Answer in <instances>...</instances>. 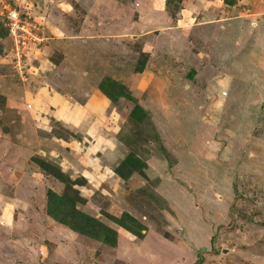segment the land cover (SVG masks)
Returning a JSON list of instances; mask_svg holds the SVG:
<instances>
[{
    "label": "rangeland",
    "instance_id": "rangeland-1",
    "mask_svg": "<svg viewBox=\"0 0 264 264\" xmlns=\"http://www.w3.org/2000/svg\"><path fill=\"white\" fill-rule=\"evenodd\" d=\"M1 3L0 264H264V0Z\"/></svg>",
    "mask_w": 264,
    "mask_h": 264
},
{
    "label": "trees",
    "instance_id": "trees-1",
    "mask_svg": "<svg viewBox=\"0 0 264 264\" xmlns=\"http://www.w3.org/2000/svg\"><path fill=\"white\" fill-rule=\"evenodd\" d=\"M101 89L105 92L108 93L110 96L111 94L105 89V87L103 85H100ZM117 89L119 91L123 90V86L121 84L116 85ZM122 95H128L125 91ZM51 199H53L52 197H50ZM48 199V203H52L51 199ZM79 200V197L76 195V193L74 192H66L65 196L62 195H58L56 197V207L52 208L53 213L59 215L61 212H64L65 214L68 213L71 217L76 216V214H78V210H76V208H74V204H76V202ZM81 200V199H80ZM117 215L111 214V213H107V217L114 221V222H118L120 223L122 226H124L126 229L131 230L132 231H136L134 228L135 225V218L127 211H124L122 209H117ZM59 213V214H58ZM82 216L85 217L86 219V215L85 214H81ZM61 219V214L59 216ZM65 217V215H64ZM63 220V219H62ZM87 221H91V218L89 216H87ZM98 224V223H97ZM84 228H86V225L84 226ZM82 226V229H84ZM101 236V235H100Z\"/></svg>",
    "mask_w": 264,
    "mask_h": 264
},
{
    "label": "built area",
    "instance_id": "built-area-1",
    "mask_svg": "<svg viewBox=\"0 0 264 264\" xmlns=\"http://www.w3.org/2000/svg\"><path fill=\"white\" fill-rule=\"evenodd\" d=\"M1 10H0V15L3 13V19H5V24L8 26V29L13 33L14 35V40L16 43L21 42L17 39V36L15 38V34H18V30L27 32L26 30L23 29V26L21 27L19 25V16L18 13L14 9H9L7 5L4 3H1ZM23 29V30H22ZM17 31V32H16ZM16 34V35H17ZM23 44V42H22Z\"/></svg>",
    "mask_w": 264,
    "mask_h": 264
},
{
    "label": "crops",
    "instance_id": "crops-1",
    "mask_svg": "<svg viewBox=\"0 0 264 264\" xmlns=\"http://www.w3.org/2000/svg\"><path fill=\"white\" fill-rule=\"evenodd\" d=\"M220 26H221V24H220ZM238 26V25H237ZM236 28V27H235ZM234 27H231V29H235ZM51 98H54L55 100H57V101H60L62 98L61 97H59L58 95H56V94H53V95H51Z\"/></svg>",
    "mask_w": 264,
    "mask_h": 264
}]
</instances>
